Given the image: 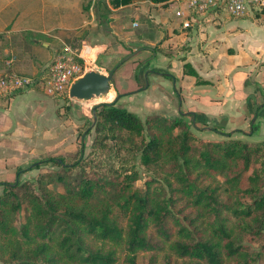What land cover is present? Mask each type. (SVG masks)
I'll return each instance as SVG.
<instances>
[{"label":"trees","instance_id":"trees-1","mask_svg":"<svg viewBox=\"0 0 264 264\" xmlns=\"http://www.w3.org/2000/svg\"><path fill=\"white\" fill-rule=\"evenodd\" d=\"M217 2L210 14L224 12ZM103 7L96 4L97 19ZM183 68L207 83L191 64ZM116 103L93 108L87 157L51 156L27 169L53 163L65 174L0 183V262L259 264L245 244L264 238V141L203 140L183 119L143 121ZM145 172L144 188H136Z\"/></svg>","mask_w":264,"mask_h":264},{"label":"crops","instance_id":"crops-1","mask_svg":"<svg viewBox=\"0 0 264 264\" xmlns=\"http://www.w3.org/2000/svg\"><path fill=\"white\" fill-rule=\"evenodd\" d=\"M26 2L28 5L26 0H1L0 33L7 31L10 42L4 53H14L16 57L11 68L6 67L0 76L10 70L41 75L60 50L59 43L51 39L60 37L45 27V10L28 8ZM161 6L148 3V9L140 11L150 15L157 28L154 37L159 42L145 36L150 26L139 37L129 38L139 52L132 58L128 72L119 73V68L115 73L108 102L117 100V107L143 121L150 116L183 119L203 140L264 141V12L239 19L216 12L199 16V24L183 29L176 14L157 8ZM91 14L95 17L94 12ZM35 20L40 25L43 23L44 28H37ZM12 22L23 23L11 31ZM83 23L78 27L88 28L94 19ZM28 32L41 37L29 41ZM108 37L111 36L94 42L89 36L82 43H96V63L109 67L106 69L110 72L132 50H117ZM15 41L19 47L12 46ZM156 46L157 52L153 50ZM186 63L207 83L197 84L195 77L184 75ZM40 91H23L0 99V173L7 172L0 183L21 179L18 173L24 171L17 172V166L6 161L8 156L16 158L17 153H24L35 160L55 155L74 156L79 152L83 139L78 140L76 133L90 114H94L93 109L80 105L85 100L70 99V119L62 120L68 114L66 99L41 95ZM8 175L17 177L10 181Z\"/></svg>","mask_w":264,"mask_h":264},{"label":"rangeland","instance_id":"rangeland-1","mask_svg":"<svg viewBox=\"0 0 264 264\" xmlns=\"http://www.w3.org/2000/svg\"><path fill=\"white\" fill-rule=\"evenodd\" d=\"M26 1H28V5H26L27 2L25 3V5L28 8H40V9L45 10L44 20H45L46 26L43 23L42 25H40L38 23L39 20H35V26L37 28H42V27L44 28L45 26L46 28L53 30L51 34L52 35L56 34V36H59L60 39L62 40V41L60 39L58 40L49 34L50 37H52L51 39H54L59 43L57 44L58 49H61L65 45L71 46L73 49L81 48V45L83 44L82 40H88L89 36L93 38L94 42H96L97 40L99 41V39L100 41L103 40V38L107 35V36H111V37H108V39L113 41L117 50L120 48L121 49L124 48L126 50H132L131 53H133L135 52V49L137 50L138 48L135 43L131 44L129 38L139 37L141 35L140 33L143 32V30L148 28L149 26H150V32L145 36L151 38L153 41L155 40L159 42V39L158 38L156 39V37H154L155 33L157 32L156 30L157 28L155 29V26L152 24L151 19L149 18L150 15L147 12L140 13V11H143L144 8H146V10L148 9L147 4L151 3L149 1H138L130 5H122L120 7H115L114 5L110 3L111 2L110 0H102L104 3L107 4L108 8L106 7L102 8V14H101V17H99V19H97L96 16L93 17L91 13L94 12V10L96 9V4L99 3L101 0H38V1L26 0ZM0 4H1V0H0ZM87 5L91 6V9H90L91 12L89 14H86V12L84 11V7ZM176 7L177 6L175 5V0H173L170 2V4H166L161 7H157V8L160 10H164V11L167 10L168 13L170 12V13L175 14ZM8 13H10V10ZM37 18H39V16H37ZM92 19H94V23L92 25L90 24L88 28L82 29L78 27L79 25L82 26L84 24L83 22H90ZM42 21L43 19H41V22ZM22 23L23 22L21 23L12 22L11 27H9V29L11 31L15 30L18 27H21ZM134 24H137V26H134ZM160 33H162L163 36L165 34L164 32H160ZM7 34H8L7 31L0 33V72L5 71L6 67L11 68V65L14 61V57H16V54L14 53L13 55L10 52L9 54L4 53L5 48L7 47L10 48V45H9L10 42L7 39ZM40 37L41 36L36 33H30V32L26 33V39L29 41L33 39L37 40ZM94 42L93 43L88 42L87 44L91 46H95L96 43ZM12 44H13L12 46L14 47H19V44H17V41H15ZM122 55L123 54L121 53L120 56ZM122 59L123 57L118 61V63ZM9 62L11 63L9 64ZM132 64H133V60L131 58L130 60L125 62L120 67L119 73L128 72L132 68ZM103 65L104 64L97 63L98 69H95V71H98L102 74L107 75L109 73V71L107 70L109 67L107 68ZM7 73H16V72H13L10 70L9 72H5V74H2L0 77L5 76ZM19 75L31 76L35 78H39V77L45 78V76L48 75V68H46L42 72L41 75H37V76L31 75V74H19ZM35 89H41V88L37 87ZM40 94L46 95L43 90L40 91ZM55 97L58 99H63V98L66 99L65 105L67 106L68 114L67 116L64 115L61 118L62 120L64 119V117L70 119L69 112H68L70 106L68 105V103H70L71 98L69 97V95H67V93H63V94L56 95ZM108 101H109L108 96H102L99 98H94L93 100H90V101L81 102V104L80 103L79 104L80 105L86 104L88 106H85V108L88 107L90 109L91 108L93 109L95 106L101 103H112V101L110 102ZM118 108L123 109L121 106H119ZM70 125H73V124L70 123ZM93 125H94V114L91 113L90 118H88L87 121L85 120L84 125L80 126L76 133L78 135V140L83 139L82 140L83 142L79 144L81 145V148H79L80 146L78 147L79 149L78 153L82 151L84 154L83 155L84 157H87V155L90 153L93 140L95 138V130H94L95 126ZM83 144H84V149L82 148ZM78 153L75 155V157L78 155ZM55 156H58V155H55ZM46 159L47 158L32 160V159H29V156L27 157V154H24V153H17L16 158L10 157V156L6 157V161H11L13 164L12 166H17V169H18L17 172L24 170L23 172H21L22 174L20 173L21 183H24L27 181L35 182L37 178L42 174H52V175L65 174L62 168L60 169L53 163L43 165L41 169H35L29 172L27 171V169H29L35 163L46 161ZM25 172L27 173L24 174ZM6 173L7 172L0 173V180L5 178L4 175H6ZM16 177L17 175L6 176V178L10 179V181L15 180ZM147 177H148V173L146 172L143 173L142 180L137 182L135 184V187L144 188L145 186L144 184H145ZM53 188L59 191H63V188H61L60 184H54ZM2 191H3V188L0 187V194L2 193ZM18 219H19L18 225L20 226L21 224L24 223L23 214L20 215ZM245 245L248 247L252 256H254L258 260V263L264 264V238L259 239L258 241H255V242H246ZM0 264H3V263L0 262Z\"/></svg>","mask_w":264,"mask_h":264},{"label":"built area","instance_id":"built-area-1","mask_svg":"<svg viewBox=\"0 0 264 264\" xmlns=\"http://www.w3.org/2000/svg\"><path fill=\"white\" fill-rule=\"evenodd\" d=\"M224 13L230 18H244L264 12V0H221ZM176 17L183 29L199 24L198 17L209 15L218 8L217 0H175ZM137 26V24H134ZM95 47L82 44L73 49L65 45L56 52L50 66V75L45 78L8 73L0 78V97L41 88L48 96L69 93L72 85L88 72L97 68ZM11 62H9L10 64ZM98 72V71H97Z\"/></svg>","mask_w":264,"mask_h":264},{"label":"water","instance_id":"water-1","mask_svg":"<svg viewBox=\"0 0 264 264\" xmlns=\"http://www.w3.org/2000/svg\"><path fill=\"white\" fill-rule=\"evenodd\" d=\"M139 50L125 56L107 75L97 71H90L77 80L69 91V97L76 100L90 101L94 98L106 96L115 85V73L128 60L137 55ZM96 118L94 117V125Z\"/></svg>","mask_w":264,"mask_h":264},{"label":"bare ground","instance_id":"bare-ground-1","mask_svg":"<svg viewBox=\"0 0 264 264\" xmlns=\"http://www.w3.org/2000/svg\"><path fill=\"white\" fill-rule=\"evenodd\" d=\"M109 94H110V93H109ZM109 94H108V95H109ZM108 95H106V96H108ZM101 97H102V96H101ZM98 98H99V97H98Z\"/></svg>","mask_w":264,"mask_h":264}]
</instances>
